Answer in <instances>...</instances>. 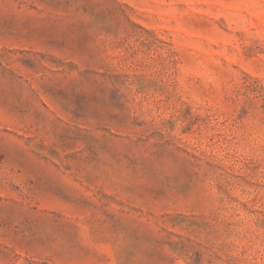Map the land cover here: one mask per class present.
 <instances>
[{"label":"rangeland","instance_id":"374dc122","mask_svg":"<svg viewBox=\"0 0 264 264\" xmlns=\"http://www.w3.org/2000/svg\"><path fill=\"white\" fill-rule=\"evenodd\" d=\"M0 264H264V0H0Z\"/></svg>","mask_w":264,"mask_h":264}]
</instances>
